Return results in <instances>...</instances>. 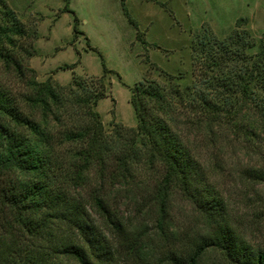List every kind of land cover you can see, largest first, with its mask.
I'll return each instance as SVG.
<instances>
[{"label": "trees", "instance_id": "1", "mask_svg": "<svg viewBox=\"0 0 264 264\" xmlns=\"http://www.w3.org/2000/svg\"><path fill=\"white\" fill-rule=\"evenodd\" d=\"M35 36L1 11L0 264H204L209 251L223 264H264V249L230 223L178 126L184 119L212 138L218 128L264 157V48L248 52L255 41L246 29L195 37L191 84L138 82L130 96L136 126L114 125L110 135L96 111L103 78L38 81L25 63ZM152 163L157 180H134ZM248 175L264 187L263 165ZM175 192L202 218V232L186 241L169 218ZM123 201L133 205L130 217L119 212Z\"/></svg>", "mask_w": 264, "mask_h": 264}, {"label": "rangeland", "instance_id": "2", "mask_svg": "<svg viewBox=\"0 0 264 264\" xmlns=\"http://www.w3.org/2000/svg\"><path fill=\"white\" fill-rule=\"evenodd\" d=\"M6 8L36 33L35 54L25 63L38 81L51 78L65 86L75 76L103 78L107 92L96 111L106 135L114 125L136 126L130 96L138 82L145 79L161 88L191 84V45L204 32L223 40L239 26L255 41L249 53L260 44L264 48V0H0V13ZM178 126L224 199L230 223L264 249L259 213L264 211V187L248 175L249 168L264 166V157L249 154L218 128L212 138L184 119ZM160 171L156 163L139 166L134 180L151 184ZM122 203L120 214L130 217L133 205ZM169 218L184 241L202 232V218L177 192L171 196ZM204 264L223 263L209 251Z\"/></svg>", "mask_w": 264, "mask_h": 264}]
</instances>
